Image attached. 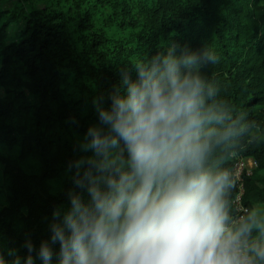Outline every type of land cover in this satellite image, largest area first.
I'll return each instance as SVG.
<instances>
[{
    "label": "trees",
    "instance_id": "16d2710c",
    "mask_svg": "<svg viewBox=\"0 0 264 264\" xmlns=\"http://www.w3.org/2000/svg\"><path fill=\"white\" fill-rule=\"evenodd\" d=\"M173 44L209 45L219 56L202 72L253 124L220 165L232 171L239 159L255 161L252 174L243 175L244 205L264 206V0H17L0 9V251L6 257L10 249L25 256L29 239L37 248L50 242L53 211L68 207L74 188L68 164L83 155L79 143L99 123L94 100H107L122 70L135 76L136 62ZM236 195L234 185L235 215ZM52 247L58 264L59 243Z\"/></svg>",
    "mask_w": 264,
    "mask_h": 264
},
{
    "label": "clouds",
    "instance_id": "9594fccd",
    "mask_svg": "<svg viewBox=\"0 0 264 264\" xmlns=\"http://www.w3.org/2000/svg\"><path fill=\"white\" fill-rule=\"evenodd\" d=\"M218 62L209 45L173 44L136 62L135 76L122 70L94 100L99 123L68 164L74 188L50 242L0 251V264H53L57 242L58 264H264V206L235 215L236 177L220 165L253 124L203 74Z\"/></svg>",
    "mask_w": 264,
    "mask_h": 264
},
{
    "label": "built area",
    "instance_id": "2783aa9c",
    "mask_svg": "<svg viewBox=\"0 0 264 264\" xmlns=\"http://www.w3.org/2000/svg\"><path fill=\"white\" fill-rule=\"evenodd\" d=\"M249 164L253 167L252 169H249L248 166ZM256 168H257V164L255 161L251 159L246 160L242 158L236 162L232 170V172L236 177L235 186L237 189V195L234 200V206L237 215H243L248 210V208L244 205L245 188L243 184V175L245 172H247L248 175H251L252 171L255 170Z\"/></svg>",
    "mask_w": 264,
    "mask_h": 264
},
{
    "label": "rangeland",
    "instance_id": "374dc122",
    "mask_svg": "<svg viewBox=\"0 0 264 264\" xmlns=\"http://www.w3.org/2000/svg\"><path fill=\"white\" fill-rule=\"evenodd\" d=\"M17 0H0V9H11L15 4ZM17 27L14 26L10 29V36L13 37L16 34ZM249 169H252L253 167L249 164Z\"/></svg>",
    "mask_w": 264,
    "mask_h": 264
}]
</instances>
